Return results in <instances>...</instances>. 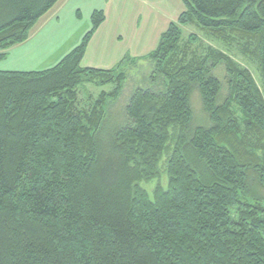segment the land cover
Returning a JSON list of instances; mask_svg holds the SVG:
<instances>
[{"label": "trees", "instance_id": "1", "mask_svg": "<svg viewBox=\"0 0 264 264\" xmlns=\"http://www.w3.org/2000/svg\"><path fill=\"white\" fill-rule=\"evenodd\" d=\"M57 1L0 0V58ZM182 1L152 51L110 69L81 66L105 19L94 10L79 44L51 68L0 70V264H264V95L228 55L189 59L181 42L190 23L236 37L264 91V0ZM141 60L161 88L133 91L102 154L106 100ZM220 64L223 100L212 73ZM84 83L113 89L78 109ZM193 89L206 126L190 125ZM164 155L168 183L150 198L139 183L158 177Z\"/></svg>", "mask_w": 264, "mask_h": 264}, {"label": "rangeland", "instance_id": "2", "mask_svg": "<svg viewBox=\"0 0 264 264\" xmlns=\"http://www.w3.org/2000/svg\"><path fill=\"white\" fill-rule=\"evenodd\" d=\"M55 10L59 12L55 16L60 15V20L56 21L60 25L51 21L46 27H43L44 23L42 22L39 29L36 27L32 31V28L39 23L37 20L31 26L27 39L23 41L25 43H15L2 50L5 55L0 58V67L8 66V71H39L51 68L61 60L63 55L62 53L52 55V48L57 51L62 45L59 44V39H64L62 43H65L66 38L70 37L73 32L71 29L82 34L83 37L91 27V14L94 10H103L106 19L105 23L99 25L102 28H97L93 33L81 66L114 62V57L119 56L118 61L113 63L117 64L124 57H132L133 52L142 51L146 42H153L155 39L153 43H150L151 45H147V48L153 46L151 47L153 50L160 34L167 29L171 22L177 21L180 13L185 10V6L182 0H58L48 10V13ZM190 35H193L195 40L187 42ZM181 42L186 45L185 49L188 51L189 59L202 58L209 51H220L228 55L238 66L250 71L264 95L258 64L249 54L246 55L242 52L243 42L238 41L236 37H233L231 41H222L213 37L208 30L190 23L181 26ZM32 47L34 48L31 52L34 54L29 53V49ZM152 71L153 64L148 60L138 61L135 65L127 66L124 70L125 81L119 95L114 99L106 100L108 104L99 135L102 154L109 153V136L127 119L125 107L133 91L138 87L154 90L161 88L159 79L155 82L151 81ZM212 73L221 81L220 97L223 100L228 93L229 77L222 64L212 69ZM112 89L113 84L100 86L84 83L80 85L77 108L88 109L101 91L109 93ZM219 102L220 99H218ZM189 103L192 111L190 125H208L209 120L202 108L197 89L192 90ZM165 162L166 155L160 159L158 177L149 182L139 183V186L148 193L150 198H152L157 185L163 188L167 186ZM253 183L255 184V181ZM257 189L264 196V189L259 186Z\"/></svg>", "mask_w": 264, "mask_h": 264}, {"label": "crops", "instance_id": "3", "mask_svg": "<svg viewBox=\"0 0 264 264\" xmlns=\"http://www.w3.org/2000/svg\"><path fill=\"white\" fill-rule=\"evenodd\" d=\"M58 14L59 12H58V10H55V11H52L51 13H48V11L45 13V15H43V16H41L39 19H38V24L36 25V26H34L33 28H32V31L36 28V27H38V29L40 28V26H41V23L43 22L44 23V25H43V27H46L51 21H54L55 23H57L58 24V22H56V21H59L60 20V15H57V16H55V14ZM55 18H57V20H55ZM106 19V18H105ZM105 19H104V21H105ZM40 20V21H39ZM103 21V22H104ZM102 22V23H103ZM105 23V22H104ZM60 24H58V26H59ZM101 25V24H100ZM103 26V25H102ZM100 28H102L101 26H99ZM99 27H98V29H99ZM71 30H73V32L70 34V37H67L66 39H67V41L65 42V43H62L63 41H64V39H59V44H62L61 45V47L56 51L54 48H52V55H56V54H63L62 55V57L65 55V54H67L72 48H74L79 42H80V39H81V35L82 34H79L78 32H76L74 29H71ZM31 31V32H32ZM159 40V39H158ZM154 41H155V39H154ZM153 41V42H154ZM61 42V43H60ZM153 42H151V41H149V42H146V44L143 46V50L142 51H135V52H133L132 53V57H141V56H143V55H146L147 53H149V52H147V51H152V49H151V47H153V46H149L148 48H147V45H149L150 43H153ZM23 43H25V42H23ZM158 43V42H157ZM19 45H21V44H19ZM19 45H17V46H19ZM151 45V44H150ZM157 45V44H156ZM34 47H32V48H30L29 49V53L31 54H34L33 52H31V50L33 49ZM154 49V48H153ZM61 57V58H62ZM119 56H116V57H114V62H110V63H98V64H90V66H87V67H94V68H99V69H110V67L112 68V65H113V67L116 65V64H113V63H116L117 61H118V58ZM83 60H85V59H82V61ZM81 61V62H82ZM112 61H113V59H112ZM5 62V61H4ZM38 64V63H37ZM17 65H21V64H17ZM8 66H5L4 65V68H2V67H0V70H7V69H9V68H7Z\"/></svg>", "mask_w": 264, "mask_h": 264}]
</instances>
